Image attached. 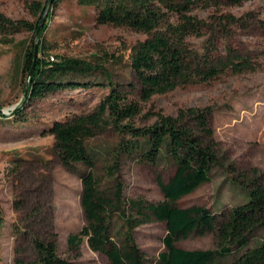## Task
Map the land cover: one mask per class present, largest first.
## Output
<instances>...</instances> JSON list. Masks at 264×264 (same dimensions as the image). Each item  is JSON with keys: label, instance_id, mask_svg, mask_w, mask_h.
<instances>
[{"label": "trees", "instance_id": "1", "mask_svg": "<svg viewBox=\"0 0 264 264\" xmlns=\"http://www.w3.org/2000/svg\"><path fill=\"white\" fill-rule=\"evenodd\" d=\"M60 1L53 0L41 27L36 57L35 34L48 0L29 2V10L36 16L34 22L0 11V42L20 46L19 72L25 76L23 90L28 83V91L14 113L22 120H26L22 110L28 101L103 85L86 79L97 70L107 74L110 89L91 110L57 120L49 128L60 162L69 169L78 164L86 168L81 174V205L86 223L69 234V248L79 251L87 238L90 248L106 254L111 264H220L222 258L245 248L223 264H264V239L249 246L252 237L264 231V182L258 172L254 171L252 177L240 173L248 200L228 211L214 213L206 206L176 204L209 181L214 168L222 163L210 119L212 107L189 106L180 108L175 115L149 111L145 117L153 116L154 121L137 123L143 114L141 101L155 94L209 82L226 73L257 70L258 61L224 40L231 35L233 26L245 24L243 17L221 13L205 18L196 12L216 6L221 0H78L95 6L98 24L125 26L146 35L129 47L128 66L136 82L125 84L115 81L105 67L106 61H119L113 53L106 52L101 63H93L48 52L42 37L48 29L52 8ZM23 31L32 33L30 42L16 40V35ZM201 38L198 44L196 40ZM107 133L115 135L111 144L100 150L91 147V140ZM100 161L102 176L98 173ZM127 161L174 164L169 179L164 180L161 175L157 178L164 200L125 196L122 169ZM107 178L113 182L111 190L101 186V180ZM16 207L21 209V203H16ZM37 212L36 206L30 217ZM115 216L122 223L119 241L112 234ZM154 218L166 224L165 249L156 257H148L136 240L135 230ZM14 226V264H72L58 253L55 234L36 229L28 235V225L19 220ZM208 230L215 232L218 248L186 249L176 244L182 237Z\"/></svg>", "mask_w": 264, "mask_h": 264}, {"label": "rangeland", "instance_id": "2", "mask_svg": "<svg viewBox=\"0 0 264 264\" xmlns=\"http://www.w3.org/2000/svg\"><path fill=\"white\" fill-rule=\"evenodd\" d=\"M31 0H0V11L8 16L35 21L28 8ZM205 18L212 14L232 13L241 16L245 24L232 27L225 43L231 42L242 53L259 62L255 71L226 73L209 82L180 86L141 101L143 114L137 123H151L154 117H145L149 111H163L175 115L180 108L211 106V124L221 164L216 166L209 181L176 201L181 207L201 205L214 213L248 200L240 173L252 177L258 172L264 182V0H244L229 4L221 0L218 5L197 9ZM96 8L78 0H62L52 8L49 26L42 39L51 55L80 57L101 63L104 53H113L118 62L110 60L105 67L115 81L136 82L128 66L133 44L146 35L125 26L98 24ZM32 33L23 31L16 40L30 42ZM40 39L38 38V41ZM201 43V39L196 40ZM223 42V41H222ZM20 46L0 42V264H14L15 222L28 225V235L38 229L47 235L55 234L58 253L72 264H111L106 254L90 248L87 238L80 250L69 248L68 236L86 223L81 205V174L85 166L66 168L54 150L55 138L49 132L57 120H66L91 110L106 94L107 74L97 70L86 80L105 83L88 90L50 94L42 99L28 101L23 107L26 120L14 112L24 102L25 76L19 72ZM52 59L54 57L51 56ZM115 135L107 133L91 140V147L100 150L111 144ZM102 176L101 161L98 163ZM175 170L171 162L159 164L127 161L122 169L124 194L127 198L164 200L158 176L169 179ZM103 189L111 190L113 182L101 180ZM21 203V209L16 207ZM38 212L30 217V213ZM30 223V225L28 224ZM122 223L113 219V236L119 241ZM167 233L162 220L151 219L135 230V237L148 257H156L165 249L163 238ZM27 234L25 237H29ZM29 239V238H27ZM264 239V231L254 235L249 246ZM176 244L186 249H215V232H194L180 238ZM245 248L235 250L220 260V264L233 260Z\"/></svg>", "mask_w": 264, "mask_h": 264}, {"label": "water", "instance_id": "3", "mask_svg": "<svg viewBox=\"0 0 264 264\" xmlns=\"http://www.w3.org/2000/svg\"><path fill=\"white\" fill-rule=\"evenodd\" d=\"M52 2H53V0H48L47 7H46V9L44 11V14L42 15V18L40 19V23H39V26L37 28L36 34H35V40H36V44H35V57L38 54V48H39L38 38H39V35H40L41 27L44 25V23H45V21L47 19V15H48L49 10H50V8L52 6ZM32 70H31L30 74L32 73ZM27 91H28V83H27V85L25 87V94H27ZM1 111L2 110L0 109V112Z\"/></svg>", "mask_w": 264, "mask_h": 264}]
</instances>
